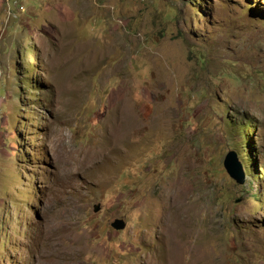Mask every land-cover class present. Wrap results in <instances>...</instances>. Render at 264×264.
I'll return each mask as SVG.
<instances>
[{"label": "rangeland", "instance_id": "obj_1", "mask_svg": "<svg viewBox=\"0 0 264 264\" xmlns=\"http://www.w3.org/2000/svg\"><path fill=\"white\" fill-rule=\"evenodd\" d=\"M0 264H264V0H0Z\"/></svg>", "mask_w": 264, "mask_h": 264}, {"label": "water", "instance_id": "obj_2", "mask_svg": "<svg viewBox=\"0 0 264 264\" xmlns=\"http://www.w3.org/2000/svg\"><path fill=\"white\" fill-rule=\"evenodd\" d=\"M224 167L228 174L234 178L238 183L243 184L245 182V173L241 168L240 163L237 161V154L235 151L230 150L224 158ZM101 204L98 202L94 205V211H99ZM111 225L116 230L124 229L127 225V221L124 217H116Z\"/></svg>", "mask_w": 264, "mask_h": 264}, {"label": "trees", "instance_id": "obj_3", "mask_svg": "<svg viewBox=\"0 0 264 264\" xmlns=\"http://www.w3.org/2000/svg\"><path fill=\"white\" fill-rule=\"evenodd\" d=\"M203 12H205V11H203ZM250 143H252V141L251 140H249L248 141V147H250ZM247 150H249V148H247ZM251 164V163H250ZM259 197H260V192L259 191H257L256 192V198H258L259 199Z\"/></svg>", "mask_w": 264, "mask_h": 264}]
</instances>
